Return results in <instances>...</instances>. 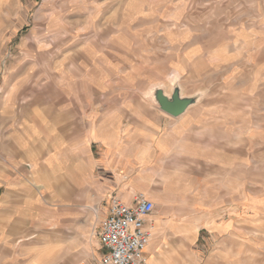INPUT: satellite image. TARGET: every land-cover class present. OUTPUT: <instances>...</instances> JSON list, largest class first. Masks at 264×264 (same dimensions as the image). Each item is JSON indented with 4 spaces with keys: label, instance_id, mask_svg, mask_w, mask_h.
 Returning <instances> with one entry per match:
<instances>
[{
    "label": "rangeland",
    "instance_id": "rangeland-1",
    "mask_svg": "<svg viewBox=\"0 0 264 264\" xmlns=\"http://www.w3.org/2000/svg\"><path fill=\"white\" fill-rule=\"evenodd\" d=\"M114 37L124 45V58L119 60L111 56L118 53ZM79 54L94 58V88L109 89V111L119 112L117 101L125 102L121 116L127 118L126 128L134 127L128 124L133 116L149 115L144 102L155 106L149 92L155 85L169 93L171 83L179 78L182 95L197 96L203 102L199 112L203 117L210 114L215 132L226 140L229 134L236 137L239 239H253L264 247L261 238L244 233L249 221L264 227L258 222L264 219V211L253 209L264 202V0H0V172L7 179L0 187V197L6 189V194L11 191L9 195L14 196L13 183L27 174L22 171L31 151L36 152L37 163L45 160L43 141L13 139L21 117L15 113L29 97L42 100L55 95V86L69 91V83H63L61 76L74 72ZM94 123L95 133L101 132L96 119ZM100 154L95 144V158ZM100 175L95 172L98 180ZM143 184L147 188L141 192L149 197L148 180ZM16 191L15 199L26 196L25 190ZM70 191L68 186L46 189L53 195L55 210ZM105 206L106 201L81 208L90 219L83 223L95 244L99 243L101 220L93 209L102 211ZM157 215L165 216L162 206L156 205L153 219ZM171 239H155L147 253L150 264L164 262L162 255L152 252L163 250L162 242ZM215 241L202 236L196 246L181 245V253H174L171 261L264 264V253L243 245L235 252L228 248L219 252ZM96 246L94 250L81 248L78 264H88L87 258L99 253Z\"/></svg>",
    "mask_w": 264,
    "mask_h": 264
},
{
    "label": "crops",
    "instance_id": "crops-1",
    "mask_svg": "<svg viewBox=\"0 0 264 264\" xmlns=\"http://www.w3.org/2000/svg\"><path fill=\"white\" fill-rule=\"evenodd\" d=\"M113 41L118 53L111 56L119 60L124 45L118 38ZM93 59L88 54L81 55L74 59V72L61 76L63 83H69V91L64 86H55V95L42 100L29 97L22 103L21 111L15 113L21 117L17 123L19 130L15 131L19 136L12 134L13 139L43 141L45 152L41 155L45 160L37 163V154L31 151L22 171L27 174L12 187L14 196L18 189L25 190L26 196L15 199L9 195L11 191L6 194L9 190L6 189L0 197V264H78L82 256L79 251L87 246L94 250L95 245L99 253H93L86 262L101 264L106 251L100 239L95 244L87 224L83 223L90 219L87 213L83 216L81 208L106 201L102 211L98 207L102 213L101 228L111 200L132 205L147 188L143 184L147 180L149 200L155 208L162 206L165 214L155 219L154 212L151 215L158 229L156 240L160 236L174 238L162 242L164 249L158 254L165 260L161 264H196L192 260L174 262L171 258L174 253H181V245L196 246L202 236L215 238L219 252L227 248L235 252L243 245L245 249L264 253V247L257 246V241L239 239L236 137L229 134L226 140L215 132L210 114L203 117L199 112L203 103L199 100L176 118L162 112L156 103L149 106L144 102L149 115L133 116L128 124L134 127L126 128L127 118L121 116L125 102L117 101L119 112L112 113L109 89L94 88ZM49 84L45 80V85ZM8 87L10 94L12 84ZM171 90L165 91L166 94H171ZM139 102L142 104L140 98ZM95 119L101 132L94 131ZM95 144L101 149L100 158H95ZM95 172H100L99 180ZM52 174L55 175L52 182H59L57 187L52 182L49 185ZM6 183L0 172V187ZM52 185L54 190L63 186L71 190L58 210L53 208V195L46 193ZM259 206L253 209L264 211V202ZM258 222L264 223V219ZM246 228L247 236L264 242L262 225L249 221ZM212 264L246 262L221 260Z\"/></svg>",
    "mask_w": 264,
    "mask_h": 264
},
{
    "label": "built area",
    "instance_id": "built-area-1",
    "mask_svg": "<svg viewBox=\"0 0 264 264\" xmlns=\"http://www.w3.org/2000/svg\"><path fill=\"white\" fill-rule=\"evenodd\" d=\"M154 202L140 193L132 205L112 199L107 217L99 231L101 247L106 253L101 264H149L146 247L151 240V215Z\"/></svg>",
    "mask_w": 264,
    "mask_h": 264
},
{
    "label": "water",
    "instance_id": "water-1",
    "mask_svg": "<svg viewBox=\"0 0 264 264\" xmlns=\"http://www.w3.org/2000/svg\"><path fill=\"white\" fill-rule=\"evenodd\" d=\"M154 101L159 109L171 117H179L198 102L197 96H183L179 82L173 84L171 94H166L162 87H155Z\"/></svg>",
    "mask_w": 264,
    "mask_h": 264
},
{
    "label": "bare ground",
    "instance_id": "bare-ground-1",
    "mask_svg": "<svg viewBox=\"0 0 264 264\" xmlns=\"http://www.w3.org/2000/svg\"><path fill=\"white\" fill-rule=\"evenodd\" d=\"M176 82H179V78H176L175 80H173V82L171 83V87H172L173 84L176 83ZM155 87H156V85L153 86V87H151V88L149 89V92H150V95H151V97H152V101H153V102H154L153 92H154ZM166 92H167V91H166ZM169 93H170V92H169ZM169 95H170V94H169ZM145 195H146V194H145ZM146 196H147V195H146ZM147 197H148V196H147ZM93 211H94V214L96 215V217H97V218H100V216L98 215V213H99V209H98V208H94ZM97 220H98V219H97ZM151 223H152V230H151V235H152V237H151V240H150L148 246L146 247V253L149 252V249L151 248L152 243L155 241V239H156V237H157V235H158V234H157V229H156L157 227L153 224V221H152V220H151ZM156 254H157L158 257H159V254L156 253V251L152 252V255H153V256H155ZM147 261H148V263L150 264L148 257H147Z\"/></svg>",
    "mask_w": 264,
    "mask_h": 264
}]
</instances>
